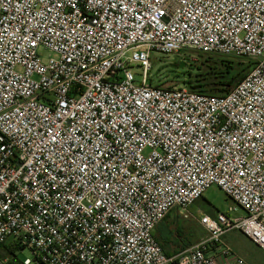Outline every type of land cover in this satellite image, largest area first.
<instances>
[{
	"label": "built area",
	"instance_id": "obj_1",
	"mask_svg": "<svg viewBox=\"0 0 264 264\" xmlns=\"http://www.w3.org/2000/svg\"><path fill=\"white\" fill-rule=\"evenodd\" d=\"M190 50L252 65L225 94L149 81L152 51ZM211 185L234 205L166 254L156 226ZM229 229L264 251V0H0V245L20 264H248Z\"/></svg>",
	"mask_w": 264,
	"mask_h": 264
},
{
	"label": "rangeland",
	"instance_id": "obj_2",
	"mask_svg": "<svg viewBox=\"0 0 264 264\" xmlns=\"http://www.w3.org/2000/svg\"><path fill=\"white\" fill-rule=\"evenodd\" d=\"M39 53L42 57H46L48 51L44 48H40ZM188 55L189 56L184 57L174 54L162 55L152 51L150 55L151 68L148 71L149 81L152 84H160L167 87H186L185 82L189 76L196 72V64L201 59L202 55L208 54L190 50ZM210 55L241 61L245 65L247 64L246 71L251 67L252 63V59L247 57L221 54ZM131 69L135 74L136 80L139 81L142 74L141 68L136 63H133ZM233 205L234 203L232 200L228 198L221 189L216 185H211L204 191L202 197L198 198L187 207V210H183L179 207L173 208L163 224L159 226L158 233L156 230L154 231L156 233L155 236L157 239L160 237L161 241H159V239L158 241L163 246L164 251L172 252L173 248L181 249L186 247L187 244L194 243L203 236L204 230L197 220L200 212H204L213 217L218 211L226 212L228 207ZM185 212L189 213L188 217L183 216ZM241 214V209L232 212V215ZM163 230L166 232L167 237L161 235ZM222 238L223 241L232 247L248 264H264V251L258 248L239 230L229 229ZM0 255L22 261L26 257H31L32 254L28 248L22 250L16 248L8 252H5L1 248Z\"/></svg>",
	"mask_w": 264,
	"mask_h": 264
},
{
	"label": "trees",
	"instance_id": "obj_3",
	"mask_svg": "<svg viewBox=\"0 0 264 264\" xmlns=\"http://www.w3.org/2000/svg\"><path fill=\"white\" fill-rule=\"evenodd\" d=\"M246 65L234 59L202 55L196 64V72L186 80V87L206 94H225L247 74L250 68L246 71ZM0 248L5 252L13 249L5 243H2ZM166 254L169 255L168 252ZM15 260H7L6 264H18L17 259Z\"/></svg>",
	"mask_w": 264,
	"mask_h": 264
},
{
	"label": "crops",
	"instance_id": "obj_4",
	"mask_svg": "<svg viewBox=\"0 0 264 264\" xmlns=\"http://www.w3.org/2000/svg\"><path fill=\"white\" fill-rule=\"evenodd\" d=\"M169 214V213H168ZM168 214L158 223V225L156 226V228H155V230L157 231V233H158V228H159V226L161 225V224H163V222L165 221V219H166V217L168 216ZM155 235H156V233H155ZM161 235L163 236V237H167V234H166V232L163 230L162 232H161ZM157 237H158V235H157ZM158 239H159V241H161V239H160V237H158ZM254 243V242H253ZM255 244V243H254ZM256 245V244H255ZM257 246V245H256ZM258 247V246H257ZM259 248V247H258ZM1 249V248H0ZM182 249V248H181ZM181 249H177V248H173V250H172V252H168L169 254H174L175 253V251H179V250H181ZM166 252V251H165ZM14 259V258H13ZM12 258H7V257H3L2 255H0V264H6V262H7V260H12V262H15L16 260L14 259L13 260ZM17 263L18 264H20V260H18L17 259Z\"/></svg>",
	"mask_w": 264,
	"mask_h": 264
}]
</instances>
